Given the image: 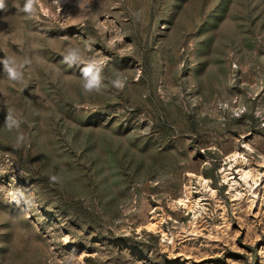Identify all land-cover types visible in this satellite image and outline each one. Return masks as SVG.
<instances>
[{
	"label": "rangeland",
	"instance_id": "1",
	"mask_svg": "<svg viewBox=\"0 0 264 264\" xmlns=\"http://www.w3.org/2000/svg\"><path fill=\"white\" fill-rule=\"evenodd\" d=\"M4 2L0 264H264V0Z\"/></svg>",
	"mask_w": 264,
	"mask_h": 264
},
{
	"label": "clouds",
	"instance_id": "2",
	"mask_svg": "<svg viewBox=\"0 0 264 264\" xmlns=\"http://www.w3.org/2000/svg\"><path fill=\"white\" fill-rule=\"evenodd\" d=\"M36 0H24L22 11L28 15H34L36 13L35 8ZM6 5L4 0H0V10L5 11ZM88 49L91 50V45H87ZM105 57H98L97 55H86L85 52L79 47H68L63 53V61L68 65L84 64L85 66L81 69L82 72V83L81 88L85 95L100 94L105 89L102 86V80L104 77L101 75L105 67ZM30 60H25L24 64H30ZM0 64L4 65V71L7 74L8 79L12 81L20 82L23 80V64L19 63L13 56H8L0 59ZM111 85L122 90L126 85V80L122 79L119 72L116 77L110 80ZM14 112L8 110L4 126L9 130H16L19 132L22 121L17 117L14 119ZM24 139L22 134L17 137V146ZM53 180L56 177H52Z\"/></svg>",
	"mask_w": 264,
	"mask_h": 264
}]
</instances>
